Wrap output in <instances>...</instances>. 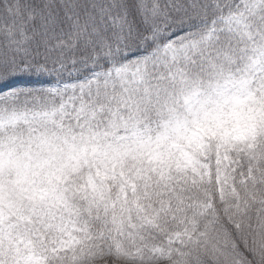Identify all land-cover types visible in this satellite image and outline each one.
<instances>
[{
	"label": "snow or ice",
	"instance_id": "obj_1",
	"mask_svg": "<svg viewBox=\"0 0 264 264\" xmlns=\"http://www.w3.org/2000/svg\"><path fill=\"white\" fill-rule=\"evenodd\" d=\"M0 264H264V0H0Z\"/></svg>",
	"mask_w": 264,
	"mask_h": 264
}]
</instances>
